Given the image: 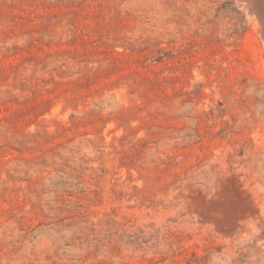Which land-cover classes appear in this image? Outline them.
I'll list each match as a JSON object with an SVG mask.
<instances>
[{
  "label": "rangeland",
  "instance_id": "1",
  "mask_svg": "<svg viewBox=\"0 0 264 264\" xmlns=\"http://www.w3.org/2000/svg\"><path fill=\"white\" fill-rule=\"evenodd\" d=\"M236 2L0 0V264H264L219 227L264 198V52ZM222 184L234 216L204 220Z\"/></svg>",
  "mask_w": 264,
  "mask_h": 264
},
{
  "label": "bare ground",
  "instance_id": "2",
  "mask_svg": "<svg viewBox=\"0 0 264 264\" xmlns=\"http://www.w3.org/2000/svg\"><path fill=\"white\" fill-rule=\"evenodd\" d=\"M237 5L239 6V7H245V10L247 11L246 13H249V15H252V17H254V20H255V25H254V30L256 31V34H257V38H258V40L260 41V43H261V46H262V50H263V52H264V0H237ZM235 3V4H236ZM245 13V14H246ZM247 15V14H246ZM248 15V16H249ZM251 16H250V18H252ZM253 19V18H252ZM252 22H253V20H252ZM225 175V174H224ZM229 177V176H228ZM227 178V177H226ZM224 180V179H223ZM225 181H226V183L228 184V185H231V186H233V184L235 183L234 182V180H233V178L232 177H230V178H227V179H225ZM224 181V182H225ZM244 184H245V182H244ZM241 185V184H240ZM246 185V184H245ZM230 186V187H231ZM244 186V185H243ZM242 186V187H243ZM229 187V186H228ZM234 187H236V186H234ZM245 187V186H244ZM238 188V187H237ZM226 189H227V187H226V184H222L221 185V187H220V189H219V191H218V193H217V196H216V200L217 199H223L224 200V202L222 203V204H214L213 203V205H212V207L210 206V208H212V210L213 211H211V209L209 208V210L210 211H208V212H201V217L204 219V220H215V221H217V223H218V221L220 220L221 221V219L223 220L224 218H226L227 219V217L226 216H229L230 214H232L233 213V211H232V209L231 208H228L227 207V205H230L231 204V207H232V203H229V196H231V195H233V192H232V194L231 195H229V196H227V195H225V192H226ZM244 189V188H243ZM246 189V188H245ZM235 190V189H234ZM241 190V189H240ZM246 190H248V189H246ZM245 190V191H246ZM255 191V190H254ZM236 192V191H235ZM241 192H243V193H241ZM241 192H239V193H241L242 194V197H243V201H241L240 203H239V206H240V209H241V212L239 213V214H237V215H235L236 217V219H238L237 221H234L233 223H231L232 225L230 226V227H224L225 225V223L221 226H219L220 227V229L222 230H224L225 231V233L227 232V233H232L233 231H236V233H238L240 236H242V235H248L249 233H251V231L253 230V232H254V230H255V233L254 234H256L257 235V239H256V241H258L257 243H259L262 247H263V249H264V217H263V219H262V216H264V205H263V199L264 198H262L261 196H259V195H257V194H255V192H253V190L251 191V190H249V192L248 193H244V191H241ZM238 193V194H239ZM250 193V194H249ZM229 194V193H228ZM234 194H236V193H234ZM196 195V194H195ZM194 195V196H195ZM241 196V195H240ZM240 196H238V197H240ZM264 196V195H263ZM193 197V196H192ZM196 197V196H195ZM199 197V196H198ZM197 197V198H198ZM201 197V196H200ZM199 197V198H200ZM231 197H235V199L237 198V196L235 195V196H231ZM230 197V198H231ZM194 198V197H193ZM250 198H251V200H252V205L251 204H249L250 202H249V200H250ZM212 199H214V198H212ZM208 200V199H207ZM210 200V199H209ZM223 200H221V201H223ZM240 200V199H239ZM238 200V201H239ZM263 200V201H262ZM211 201H214V200H211ZM219 201V200H218ZM217 201V202H218ZM235 201H237V199L235 200ZM198 202V201H197ZM199 202H201V200L199 201ZM204 202V201H203ZM216 202V201H215ZM263 202V203H262ZM211 203V202H210ZM234 203V202H233ZM237 202H235V204H236ZM238 203L236 204L237 206H238ZM193 204H195V203H193ZM200 203H198V205H199ZM203 204H206L205 206H209V205H207V202H204ZM234 204V205H235ZM196 205V204H195ZM202 206V205H201ZM204 206V207H205ZM198 207H200V205L198 206ZM203 207V206H202ZM202 207H200V208H202ZM227 207V211H225V208ZM234 207H236V206H234ZM243 209H242V208ZM239 208V207H238ZM238 208H236L237 210H238ZM207 209V208H206ZM203 210H204V208H203ZM236 210V211H237ZM243 210V211H242ZM200 212V211H199ZM234 212H235V210H234ZM193 214V213H192ZM235 214H236V212H235ZM231 216V215H230ZM229 216V217H230ZM232 216H234L233 214H232ZM232 218V217H231ZM199 219V218H198ZM229 219V218H228ZM235 219V220H236ZM231 220V219H230ZM219 221V222H220ZM223 221H227V220H223ZM229 221V220H228ZM227 221V222H228ZM209 222H211V221H209ZM211 223H213V222H211ZM223 223V222H222ZM215 224V223H214ZM219 225V224H218ZM254 227V228H252L251 229V227ZM217 227V226H216ZM218 227V228H219ZM209 228H211V227H209ZM206 229V228H205ZM217 229V228H216ZM220 229H218V230H220ZM251 229V230H250ZM215 232V231H214ZM249 232V233H248ZM248 233V234H247ZM227 235V234H226ZM229 235V234H228ZM246 235L244 236V237H246ZM230 236V235H229ZM231 236H232V234H231ZM230 236V237H231ZM249 236H250V234H249ZM228 239V238H227ZM230 239V238H229ZM233 241V240H232ZM231 242V241H230Z\"/></svg>",
  "mask_w": 264,
  "mask_h": 264
}]
</instances>
